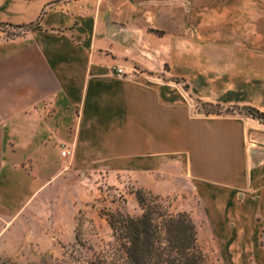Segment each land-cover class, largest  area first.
<instances>
[{
    "label": "crops",
    "instance_id": "1",
    "mask_svg": "<svg viewBox=\"0 0 264 264\" xmlns=\"http://www.w3.org/2000/svg\"><path fill=\"white\" fill-rule=\"evenodd\" d=\"M243 107L264 113V0H0V236L89 170L173 168L211 222L264 221V124Z\"/></svg>",
    "mask_w": 264,
    "mask_h": 264
},
{
    "label": "rangeland",
    "instance_id": "2",
    "mask_svg": "<svg viewBox=\"0 0 264 264\" xmlns=\"http://www.w3.org/2000/svg\"><path fill=\"white\" fill-rule=\"evenodd\" d=\"M25 31L18 28L10 37ZM193 103L200 116L224 112ZM199 185L169 167L152 174L89 170L63 183L57 196L29 203L0 236V264H88L113 241L108 215L117 211L134 218L141 215L136 199L140 190L160 197L169 213L190 216L207 264H264V221L257 218L243 227L223 216L220 222H211L196 191ZM239 227L245 235L255 233L254 239L245 240Z\"/></svg>",
    "mask_w": 264,
    "mask_h": 264
},
{
    "label": "trees",
    "instance_id": "3",
    "mask_svg": "<svg viewBox=\"0 0 264 264\" xmlns=\"http://www.w3.org/2000/svg\"><path fill=\"white\" fill-rule=\"evenodd\" d=\"M239 111L264 124L263 112L246 107ZM136 199L141 215L134 218L119 211L108 215L113 241L88 264H207L186 212L169 213L160 197L143 190L136 193Z\"/></svg>",
    "mask_w": 264,
    "mask_h": 264
},
{
    "label": "built area",
    "instance_id": "4",
    "mask_svg": "<svg viewBox=\"0 0 264 264\" xmlns=\"http://www.w3.org/2000/svg\"><path fill=\"white\" fill-rule=\"evenodd\" d=\"M116 75L121 77L124 76L125 74L123 73V70L119 68L116 72ZM60 155L62 158H67L71 155V149L68 145H63L60 147Z\"/></svg>",
    "mask_w": 264,
    "mask_h": 264
}]
</instances>
